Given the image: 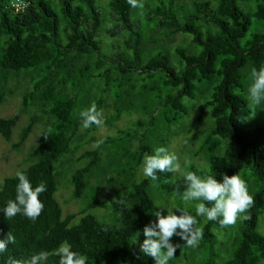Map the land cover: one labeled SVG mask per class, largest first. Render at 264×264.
<instances>
[{
    "label": "trees",
    "instance_id": "obj_1",
    "mask_svg": "<svg viewBox=\"0 0 264 264\" xmlns=\"http://www.w3.org/2000/svg\"><path fill=\"white\" fill-rule=\"evenodd\" d=\"M11 1L0 0V106L16 94L18 86L8 84L28 78L32 89L24 95L22 109L39 108L51 121V129L46 125L29 156L32 165L22 170L33 187L46 185L40 196L45 207L35 222L19 214L9 221L0 213V239L9 231L15 236L0 264L10 259L24 264L40 251L49 253L46 264H59L55 250L65 241L73 251L86 255L88 264H153L152 258L139 252L137 241H143V227L155 219L148 213L159 207L157 196L180 198L184 179H174L171 172L158 173L160 179L154 184L134 176L144 155L164 146V135L188 116L183 98L198 101L201 88L207 90V97L198 106L197 122L201 125L207 118L213 122L201 146V152L210 156L209 169L191 171L217 179L224 173L237 174L247 181L248 189L253 186L254 203L233 238L225 264H264V235L259 231L264 211V124H249L252 109L246 85L251 69L264 66V0H257L251 14L239 7L241 0H145L143 8H132L127 0H107V10L100 0H25L24 13H16ZM63 26L72 34L73 41L67 44ZM179 36L190 40L172 47ZM104 37L111 41L107 44ZM93 88H103L101 98ZM106 96L113 98L115 111L108 125L130 112L146 119L138 120L137 129L123 133V138L108 140L105 149L113 145L118 152L107 153L106 165L98 149L75 159L95 142L79 136V113L93 103L101 110ZM159 110L162 114L157 117ZM20 119L19 114L0 118V136L6 142H12ZM42 120L31 118L19 142L12 145L14 151L22 149ZM85 130L95 132L97 126ZM136 140L139 145L133 150ZM120 141H125L123 149ZM224 142L229 145L227 155L220 153ZM66 159L87 162L71 175L74 199L88 197L78 225L74 222L79 216L64 217L56 198L61 184L57 167ZM94 171L103 173L110 187L118 181L115 200L102 199L99 188L91 187ZM17 183L15 176L5 180L0 206L15 198ZM104 207H109L110 219L100 220L91 213ZM189 214L195 216V209ZM203 219L197 217V223ZM215 229L226 227L208 221L202 229L209 257L197 264H215Z\"/></svg>",
    "mask_w": 264,
    "mask_h": 264
},
{
    "label": "rangeland",
    "instance_id": "obj_2",
    "mask_svg": "<svg viewBox=\"0 0 264 264\" xmlns=\"http://www.w3.org/2000/svg\"><path fill=\"white\" fill-rule=\"evenodd\" d=\"M178 1L190 3L193 0ZM100 4L107 10V0H100ZM238 5L241 9L251 14L252 10H255L256 8L257 0H241ZM62 37L64 44L73 41L72 34L67 26L62 27ZM104 40L107 44L111 41L107 37H104ZM185 40L189 41L190 39L189 37L179 36L177 38V42L172 47L175 48L184 46L183 41ZM31 83L32 82L30 79H25L24 77L18 79V81H11L8 84L9 87L13 88L16 85L18 86L16 94L12 97L9 96L7 98V102L0 106V118L10 119L17 114L21 116L20 122L14 130V135L11 143L6 142L0 136V188L4 185L7 178L15 176L17 170L22 171L32 165V162L29 160V156L39 145L42 132L46 129V125H48L49 122L51 123L47 115L41 113L40 109L37 107H31L27 111H24L22 109L24 95L27 91H30L32 89ZM249 83L250 80L248 79L246 82L247 87ZM88 88L90 87L88 86ZM93 89V94L95 96H99L98 99L101 98V96L103 95L101 90L103 88ZM206 93L207 90L205 88H201V93L199 94L198 101L189 100V103H185L189 110L188 116L176 122L174 124V127L170 128V132L168 133V135H164L166 141L164 143V147H166L170 153L175 154L178 157V162L181 164L180 170L173 173L174 179L183 177L186 170L184 166V162L186 160L190 161L191 168L196 167L207 170L209 169V163L207 160L210 156L207 151L201 152V146L205 140L207 130H209L213 126V122L208 118L205 119L201 125H199V123L197 122V118L199 116L198 106L202 102L201 100L207 97ZM100 107L102 108L101 111L103 112L104 123L101 126L97 127V130L95 132L90 131L89 133H87V130L81 128L79 133V136H86L83 140L84 142H86L91 137L94 138L95 142L85 146L84 149H82L76 155L75 159L81 157L87 150L98 149L100 150V153L102 155V165H106L107 153L112 152L115 155V153L118 152L117 147L115 149V146L113 145H111L112 147L105 149V147L107 146L106 144L110 142L108 140L112 138H123V133L135 131L137 129L136 122L140 119L146 118L141 113L130 112L124 114L120 121L114 122L112 125H108V119L115 113L113 98L110 96H106L104 98V104H102V106ZM161 114L162 111L159 110L157 111L156 116L158 117ZM251 115L249 118V124H253V126L264 124V104L258 106V110H256L255 115ZM34 116L42 117L43 120L35 126L33 133L30 135L28 141L25 143L22 149L19 152L14 151L12 145L19 142L22 131L29 125L31 118ZM50 129L51 127L50 125H48L47 130ZM199 134L200 136L198 138H195ZM117 143L122 145V149L124 148L125 141H120ZM138 145L139 142L137 140L134 141V143L131 145V149L135 150ZM222 147L223 148L220 152L221 155H227L229 147L228 143L224 142V145ZM86 163V161H82L77 164L74 163V160L66 159V161L64 160L63 162L58 164L57 167L58 173L61 174V184L59 186V191L56 195V198L63 208L64 217H67L69 214H77L79 216L75 220L74 225H78L80 223L81 212L87 206L88 197L80 200L74 199V187L71 184V175L77 169L85 167ZM191 168L188 170H191ZM134 177L139 181L145 178L143 176L142 168L138 169ZM112 178L116 180L115 176H112ZM117 182L112 185V187H110L109 182H107V178L103 173L99 171H94L91 174V178L89 181L92 188H99V190L101 191V198L108 201L115 200L117 198L120 189V186ZM252 187L253 186L248 189L250 195L254 191V188ZM88 195L90 196V193ZM194 203L195 202H193V204L185 205L181 198H177L175 195L166 196L164 194H159L157 196V205L160 208H166L168 210H172L174 208H182L184 211L190 213V211L194 210ZM91 213L99 217L100 220L105 221L106 219H110L109 217L111 211L109 207H104L98 210H94ZM245 213L241 214L236 224L227 226L226 229L214 230V234L216 235L218 242L215 247V251L218 255V258H216L215 260V264H225L226 260L230 258L232 241L233 238L239 233L240 227L243 225ZM207 223L208 221H206L204 218L201 224L196 223L194 227L195 229L202 232V229ZM259 231L264 235V211L260 216ZM172 242L181 244L177 248L175 258L170 261V264H192V262H195L197 264L209 257V252L204 247L202 238H200L198 245L194 248L185 246L183 242L180 241L179 237L174 236L172 238Z\"/></svg>",
    "mask_w": 264,
    "mask_h": 264
},
{
    "label": "clouds",
    "instance_id": "obj_3",
    "mask_svg": "<svg viewBox=\"0 0 264 264\" xmlns=\"http://www.w3.org/2000/svg\"><path fill=\"white\" fill-rule=\"evenodd\" d=\"M132 8H143V0H127ZM248 79L247 99L255 115L256 108L264 104V66L259 69L253 67ZM184 102L189 103V98L184 97ZM81 126L89 129L93 125L99 127L104 123L103 112L98 110L95 103L80 111ZM102 142V141H101ZM183 175L185 190L181 193V200L185 205L193 204L195 216L182 208L168 210L157 207L155 211H149L151 220L142 229L143 241L139 240V252L152 258L153 264H170L175 258L177 248L181 243H173L172 238L179 237L187 247H196L202 237V232L195 229L197 217H203L206 221H217L224 228L236 224L241 214L245 213L254 203L253 197L248 191L247 182L241 176L223 174L221 179L215 176H199L191 168L190 161L184 162ZM143 176L154 184L159 181L158 173H175L181 168L178 157L170 153L164 146H159L153 154H145L141 163ZM15 178L16 195L9 199L4 206H0V213L11 221L18 214L35 222L44 209V203L40 199L46 192V185L40 183L33 187L32 182L24 171L17 170ZM211 204L212 206H207ZM179 213V214H177ZM15 243V236L9 231L0 239V256L6 252L9 244ZM59 264H88L87 256L78 251H73L71 244L63 242L56 250ZM49 257L47 251L33 254L24 264H46ZM7 264H19L14 259Z\"/></svg>",
    "mask_w": 264,
    "mask_h": 264
},
{
    "label": "built area",
    "instance_id": "obj_4",
    "mask_svg": "<svg viewBox=\"0 0 264 264\" xmlns=\"http://www.w3.org/2000/svg\"><path fill=\"white\" fill-rule=\"evenodd\" d=\"M11 6L16 13H24L28 7V4L25 0H12Z\"/></svg>",
    "mask_w": 264,
    "mask_h": 264
}]
</instances>
